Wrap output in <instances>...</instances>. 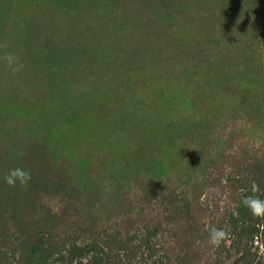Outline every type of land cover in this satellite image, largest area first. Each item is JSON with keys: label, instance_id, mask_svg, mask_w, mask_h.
<instances>
[{"label": "rangeland", "instance_id": "rangeland-1", "mask_svg": "<svg viewBox=\"0 0 264 264\" xmlns=\"http://www.w3.org/2000/svg\"><path fill=\"white\" fill-rule=\"evenodd\" d=\"M245 160L264 0H0V264H264Z\"/></svg>", "mask_w": 264, "mask_h": 264}, {"label": "clouds", "instance_id": "clouds-1", "mask_svg": "<svg viewBox=\"0 0 264 264\" xmlns=\"http://www.w3.org/2000/svg\"><path fill=\"white\" fill-rule=\"evenodd\" d=\"M4 60L6 61L10 71L13 73L19 72L23 69V65L19 63L16 57L11 53L6 54L4 56ZM31 179V172L22 167L12 168L4 176V182L11 187H15L18 184L20 186H26ZM252 191L255 193V186ZM241 204L251 212L252 216L264 218V199H260L255 195H242ZM208 233V242L214 248L220 247L221 244L227 241L229 237L228 231L224 228L211 227L208 230Z\"/></svg>", "mask_w": 264, "mask_h": 264}, {"label": "trees", "instance_id": "trees-1", "mask_svg": "<svg viewBox=\"0 0 264 264\" xmlns=\"http://www.w3.org/2000/svg\"><path fill=\"white\" fill-rule=\"evenodd\" d=\"M247 73V77L249 78H256L258 77V71L256 70H253L251 72L249 71H246ZM260 83V82H259ZM251 86V87H250ZM248 90L250 89H253V88H258V86H255L251 83L248 84ZM208 125H210L209 123H207ZM206 124L204 123L203 120H200V121H196V125L194 126H187L186 129L191 132L193 135L196 134V132L194 131V128H196V131H197V139L198 138H201L199 137V129L204 127ZM250 165L251 167H261L262 168V171L257 173V174H254V176L252 177V179H255L254 181L256 182V188H258L257 191H255V193L252 192V188L249 190L250 192V195H255L257 197H259L261 199L262 196H258L257 194L259 193V190H262L264 192V160H254L252 162H247V160L244 161V165ZM250 175V173H249ZM245 179H248V177H246Z\"/></svg>", "mask_w": 264, "mask_h": 264}]
</instances>
